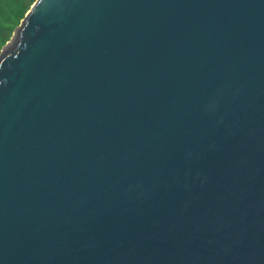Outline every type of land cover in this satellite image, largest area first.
Listing matches in <instances>:
<instances>
[{"label": "water", "instance_id": "obj_1", "mask_svg": "<svg viewBox=\"0 0 264 264\" xmlns=\"http://www.w3.org/2000/svg\"><path fill=\"white\" fill-rule=\"evenodd\" d=\"M0 264H264V0H36L0 53Z\"/></svg>", "mask_w": 264, "mask_h": 264}, {"label": "rangeland", "instance_id": "obj_2", "mask_svg": "<svg viewBox=\"0 0 264 264\" xmlns=\"http://www.w3.org/2000/svg\"><path fill=\"white\" fill-rule=\"evenodd\" d=\"M29 6L25 7V0L16 2L14 0H0V28L8 26L11 29L10 38L3 44V48L12 40L15 31L20 27L22 21L29 13L36 0H28Z\"/></svg>", "mask_w": 264, "mask_h": 264}, {"label": "trees", "instance_id": "obj_3", "mask_svg": "<svg viewBox=\"0 0 264 264\" xmlns=\"http://www.w3.org/2000/svg\"><path fill=\"white\" fill-rule=\"evenodd\" d=\"M16 2H21V0H14ZM29 2L28 0H25V7L29 6ZM11 29L8 28V26H4L2 28H0V50L3 46V44L10 38L11 36Z\"/></svg>", "mask_w": 264, "mask_h": 264}]
</instances>
